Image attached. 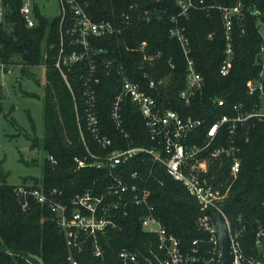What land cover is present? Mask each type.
I'll return each instance as SVG.
<instances>
[{
  "label": "trees",
  "instance_id": "1",
  "mask_svg": "<svg viewBox=\"0 0 264 264\" xmlns=\"http://www.w3.org/2000/svg\"><path fill=\"white\" fill-rule=\"evenodd\" d=\"M94 21H110L125 27L120 34L92 41L96 77V107L103 133L113 141L110 148H151L152 141L143 117L129 100L122 103L123 129L116 130L110 119L113 97L120 84L114 67H105L107 61L116 60L129 78L144 89L147 79L169 78L159 92L147 91L164 109L177 111L182 117H192L203 122L198 132L199 141L207 129L223 116L235 115L234 106L244 109L261 103L259 94H248L247 83L257 78L261 71L258 61L260 47L264 43V0H193L194 8L186 16H179L180 8L171 1L153 0H76ZM20 0L8 3L4 28L0 30V60L9 66H44L46 82L43 94L44 137L41 149V180L24 181L20 186L9 185L0 172V264H121L118 252L122 248L145 251L156 246L155 237L141 230L140 219L146 215L143 207L129 204L117 213V230H110L101 244L102 258L92 255L86 242L80 252L67 246L65 233L56 224L55 215L48 205H41L28 198L26 208L18 194V188H41L45 193L56 190V197L70 207L77 195L90 192L100 195L112 182L109 171L87 168L76 170L74 157H83L85 147L80 140L75 117V104L82 101L81 93L75 90L73 98L63 79L54 69L55 52L48 49L58 40L59 19L47 18L37 9L36 24L26 28L18 13ZM239 6L240 14L234 18L232 32L233 67L230 74L222 77L218 68L222 60L224 34L221 8ZM125 15L129 16L126 24ZM177 18L179 27L189 40L192 58L197 72L203 77L204 86L186 107L179 98L185 82V61L178 43L169 36L174 26L171 18ZM148 18V19H147ZM142 42L147 44L146 54L161 52L158 59L143 62L142 54L131 52ZM174 64L170 69L169 63ZM141 63V66H140ZM71 83L79 87V77L69 76ZM222 99L217 106L215 100ZM227 125H224L215 145L228 140ZM236 140L240 148L239 174L231 187L221 209L228 219L231 232H237L242 250L255 255L257 224L264 225V119L252 126H236ZM127 134V138L124 137ZM88 149L97 153L98 147L86 135ZM32 142L31 149L35 148ZM53 158V161L49 160ZM229 159L224 166L211 168L213 183H230ZM137 172L138 178H130ZM117 174L126 184H135L150 191L152 215L181 243V248L190 250L196 241L202 254L213 249L209 236L198 229V205L185 188L173 180L165 168L154 163L147 154L117 168Z\"/></svg>",
  "mask_w": 264,
  "mask_h": 264
},
{
  "label": "built area",
  "instance_id": "2",
  "mask_svg": "<svg viewBox=\"0 0 264 264\" xmlns=\"http://www.w3.org/2000/svg\"><path fill=\"white\" fill-rule=\"evenodd\" d=\"M9 1L11 0H0V30L4 28ZM167 1L175 3L180 8L179 16H186L188 10L194 8L193 0ZM20 2L18 13L24 26L33 28L37 19L35 10L40 12L37 3L35 0H20ZM57 2L59 7V14L56 16L59 19L58 40L56 43H50L48 49L55 52L54 69L63 79L73 98L75 90L81 93L82 101L75 104V117L86 154L83 157H74L76 170L105 169L109 171L112 182L100 195L86 192L75 196L70 207L56 200V197L60 195L56 190L45 193L41 188L19 187L17 191L23 199V208H26L28 198L41 205H48L55 215L56 224L65 233L67 246L80 252L85 243L89 242L92 255L96 258H102L104 254L102 239L110 230L120 228L116 219L120 208L123 210V215H126L124 208L129 204L145 208L146 215L140 219L141 230L154 235L156 246L145 251L120 249L118 259L121 264H217L220 252L217 245L215 219L218 214H221L230 235L232 264H264V225L257 224L254 241L256 253L248 255L241 248L238 233L231 232L230 223L221 209L222 203L228 197L229 188L241 168L238 158L240 148L235 138L236 126L247 125L249 128L255 121L264 119V43L258 53L261 71L257 78L247 83L248 94L258 93L261 103L248 109H244L242 105L234 106L235 115L221 117L207 129L204 138L200 141L198 132L203 125L201 120L190 116L184 118L177 111L164 109L147 93L150 90L161 91L170 81L169 78L154 79L145 75L147 87L144 89L129 78L116 60L107 61L104 64L105 67L109 69L114 67L120 84V90L113 97L110 107V119L115 129L121 133L124 132L121 106L125 100H129L141 113L153 144L151 148L110 149L113 141L103 133L97 114L96 86L99 79L96 77L98 70L95 64L96 52L91 45L95 39L120 34L125 27L105 20L94 21L76 0H57ZM221 12L225 44L218 73L226 77L233 67V21L240 14V7L221 8ZM125 19L128 24L129 16L125 15ZM171 20L174 26L169 30V36L178 43L186 67L184 87L179 93V98L186 107H190L195 96L201 93L204 80L195 68L189 40L184 29L179 27L177 18L172 17ZM146 48L147 44L142 42L137 48L131 49V52L141 53L143 62L160 58L161 52L149 56L146 54ZM10 67L0 60L1 74L9 72ZM169 67L173 69L174 64L169 63ZM69 76L79 77V87L71 83ZM223 102L222 99L215 100L217 106H222ZM224 125L228 126V140L226 143L215 145ZM86 135L98 147L97 153L88 149ZM127 136L124 134V137L127 138ZM140 154H147L154 163L162 165L166 173L179 182L189 196L196 201L199 211L198 229L209 236V241L213 245V249L208 254H202L196 241L192 243L190 250L182 249L180 241L152 215L153 207L149 202L150 191L146 188H139L135 184L124 183L117 174L118 167L137 158ZM224 159L230 160L228 169L230 183L223 189L222 184L213 183L215 176L210 172L216 164H218L216 167L221 169L224 166ZM49 160L53 161V158L49 157ZM130 178L136 180L137 172H133ZM71 264L78 263L72 261Z\"/></svg>",
  "mask_w": 264,
  "mask_h": 264
},
{
  "label": "rangeland",
  "instance_id": "3",
  "mask_svg": "<svg viewBox=\"0 0 264 264\" xmlns=\"http://www.w3.org/2000/svg\"><path fill=\"white\" fill-rule=\"evenodd\" d=\"M47 18L59 14L57 0H35ZM44 66H11L0 73V172L9 185L42 178ZM32 142L35 148L31 149Z\"/></svg>",
  "mask_w": 264,
  "mask_h": 264
},
{
  "label": "water",
  "instance_id": "4",
  "mask_svg": "<svg viewBox=\"0 0 264 264\" xmlns=\"http://www.w3.org/2000/svg\"><path fill=\"white\" fill-rule=\"evenodd\" d=\"M215 222L217 226V245L220 252L217 264H232L233 255L230 235L224 217L221 214H218Z\"/></svg>",
  "mask_w": 264,
  "mask_h": 264
}]
</instances>
